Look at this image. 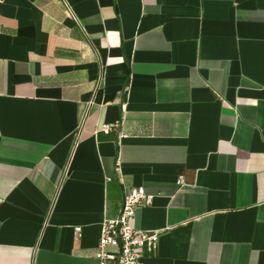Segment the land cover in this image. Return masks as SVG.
<instances>
[{
    "label": "crops",
    "instance_id": "obj_1",
    "mask_svg": "<svg viewBox=\"0 0 264 264\" xmlns=\"http://www.w3.org/2000/svg\"><path fill=\"white\" fill-rule=\"evenodd\" d=\"M137 186L142 264H264V0H0V264H100Z\"/></svg>",
    "mask_w": 264,
    "mask_h": 264
},
{
    "label": "built area",
    "instance_id": "obj_2",
    "mask_svg": "<svg viewBox=\"0 0 264 264\" xmlns=\"http://www.w3.org/2000/svg\"><path fill=\"white\" fill-rule=\"evenodd\" d=\"M109 128L108 125L104 126L106 132ZM153 198L143 186L125 189L120 214L104 219L101 224L96 254L100 264H142L146 254L155 253L160 232L144 231L133 224L137 209L152 204ZM76 230L81 232V227ZM108 247H113L115 251H107Z\"/></svg>",
    "mask_w": 264,
    "mask_h": 264
},
{
    "label": "trees",
    "instance_id": "obj_3",
    "mask_svg": "<svg viewBox=\"0 0 264 264\" xmlns=\"http://www.w3.org/2000/svg\"><path fill=\"white\" fill-rule=\"evenodd\" d=\"M128 85H129V82L126 84V87L124 89L126 93H127Z\"/></svg>",
    "mask_w": 264,
    "mask_h": 264
}]
</instances>
